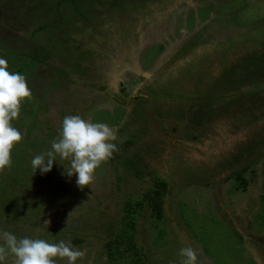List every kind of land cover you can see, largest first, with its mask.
Returning <instances> with one entry per match:
<instances>
[{
    "label": "rangeland",
    "instance_id": "1",
    "mask_svg": "<svg viewBox=\"0 0 264 264\" xmlns=\"http://www.w3.org/2000/svg\"><path fill=\"white\" fill-rule=\"evenodd\" d=\"M0 5L9 10L0 15V58L31 91L12 121L22 141L0 173V233L63 240L84 253L76 264H130L128 245L112 255L126 203L166 180L167 220L156 223L148 206L139 219L135 250L148 264H181L185 247L197 264H264V0ZM125 6L133 13L122 18ZM90 20L92 32H81ZM41 21H53L55 34L35 28ZM11 22L32 28L30 45L21 46L23 33L13 46L2 27ZM122 42L126 68L108 54ZM37 43L47 48L40 66ZM69 115L107 124L118 149L83 190L59 157L49 173L31 167Z\"/></svg>",
    "mask_w": 264,
    "mask_h": 264
},
{
    "label": "clouds",
    "instance_id": "2",
    "mask_svg": "<svg viewBox=\"0 0 264 264\" xmlns=\"http://www.w3.org/2000/svg\"><path fill=\"white\" fill-rule=\"evenodd\" d=\"M31 99V91L24 75L10 72L8 63L0 58V173L11 168V153L22 141L21 132L12 121L19 118L21 105ZM114 131L105 123L92 122L79 115L65 116L58 139L51 142V150L36 155L31 161L34 173H49L57 157L67 161L65 174L77 177L76 184L83 190L93 184L95 171L116 152ZM47 157V159H46ZM0 264H5L9 254L12 264H56L57 258L66 264H76L84 256L80 250L61 240L50 243L41 238H20L7 231L0 233ZM181 264H197V254L191 247L181 248Z\"/></svg>",
    "mask_w": 264,
    "mask_h": 264
},
{
    "label": "trees",
    "instance_id": "3",
    "mask_svg": "<svg viewBox=\"0 0 264 264\" xmlns=\"http://www.w3.org/2000/svg\"><path fill=\"white\" fill-rule=\"evenodd\" d=\"M238 178L244 179L243 174H240ZM168 185L169 183L166 180H163L162 182L156 181L155 183H151L150 186L142 187L140 193L134 191L136 196H132L126 203L120 222L121 227L118 231H116L114 236L116 241L114 240L113 244L116 248H114L112 253L113 256H117V258L121 256L123 257L124 254L120 252L121 254L119 255L118 252L120 245H128V248L124 247V251L126 252V262L129 261L130 264L149 263L143 249V255L142 253L139 255V250L137 248L135 250L138 240L136 234L139 228V219L141 218L143 209L146 206L151 209L152 219H154L156 223L161 224V222L166 219L165 213H163V206L166 201L164 198L166 196L165 191H167L166 188ZM112 248L113 245H111V249ZM127 253H129L130 258Z\"/></svg>",
    "mask_w": 264,
    "mask_h": 264
},
{
    "label": "flooded vegetation",
    "instance_id": "4",
    "mask_svg": "<svg viewBox=\"0 0 264 264\" xmlns=\"http://www.w3.org/2000/svg\"><path fill=\"white\" fill-rule=\"evenodd\" d=\"M115 2L116 3H118L119 2V0H115ZM146 3V2H145ZM145 3H143V4H145ZM124 4H126V3H124ZM136 4H138V5H142L141 3H136ZM148 5H150V4H148ZM124 9H126V6L124 7ZM120 11V17H122V18H124L125 16H128V14H130V13H133L132 11H130V10H127L126 9V11H124V10H119ZM134 11V10H133ZM135 11H139L138 9H135ZM7 14H9V10L6 8V5H5V7L4 6H2V5H0V15L1 16H5V15H7ZM12 14H13V12H12ZM134 15V14H133ZM40 23H42V24H38L35 28H37L38 26H39V31H40V29H42V31L43 32H45L47 35H50V34H55L54 32H53V30L55 29V27H56V24L53 22V21H50V22H43V21H41ZM90 23H91V25L90 26H88V27H85L83 30L81 29V32H87L88 34H90L91 32H92V30H93V28H91V26H92V21L90 20ZM55 25V26H54ZM3 27V29H4V31H5V35H8L7 37L8 38H10V37H13L14 39L13 40H10L12 43H14V45L13 46H16L17 48H20V44H18V43H16V41H18V39H16L15 37H20V35L22 36L23 35V33H25L26 35H23L22 36V38H25L24 39V43L23 42H21L20 41V43H22L21 44V46L23 47V46H27V45H30L29 43L31 42V41H28V40H30V39H32L30 36V34H29V31L30 30H32V28H29V25H27L26 23L24 24V28H21V30L19 29V27H18V29H16V27L14 26V23H12L11 22V24H6V25H4V26H2ZM54 28V29H53ZM17 30V31H16ZM34 31H35V29H33ZM77 31H78V29H76ZM79 33V32H78ZM86 37L88 38V37H90V36H85V39H86ZM41 41V40H40ZM85 41H87V39L85 40ZM125 42V41H124ZM39 44H41V45H39ZM122 45L124 46V43L122 42ZM30 47V46H29ZM125 47V46H124ZM122 48L121 49V51L119 52L117 49L116 50H111V52L110 53H108V54H110L109 56H114L115 57V59H116V61H118L119 60V64H121V61L123 62V64L122 65H124L125 66V68H126V65L125 64H128V63H130V58H129V53H128V51H126V47L125 48ZM23 49V48H22ZM46 47L44 46V44L43 43H37V44H34L33 45V47H32V49L31 50H33L34 52H35V63L36 64H39V65H37V66H40L41 64H44L43 63V55H41L40 56V53L41 54H43V53H46L45 51H46ZM79 48H78V46H77V50H78ZM187 49V48H186ZM77 50H76V52H77ZM76 54V53H75ZM130 55H131V52H130ZM73 56V55H72ZM70 57V56H69ZM68 57V58H69ZM131 57H132V55H131ZM133 58V57H132ZM134 60V59H133ZM116 61H115V63H116ZM124 61H126V62H124ZM67 63H69V62H67ZM122 65H120V66H122ZM128 69V68H127ZM129 71V70H128ZM127 71V72H128Z\"/></svg>",
    "mask_w": 264,
    "mask_h": 264
}]
</instances>
